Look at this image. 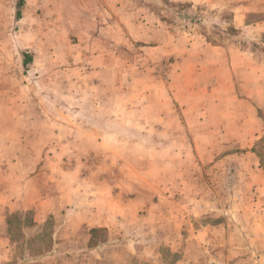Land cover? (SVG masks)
<instances>
[{"label": "rangeland", "instance_id": "obj_1", "mask_svg": "<svg viewBox=\"0 0 264 264\" xmlns=\"http://www.w3.org/2000/svg\"><path fill=\"white\" fill-rule=\"evenodd\" d=\"M138 1L121 10L122 24L133 25L125 30L131 42L121 43L132 52L120 59L127 67L98 88V78L86 77V67L98 62L93 57L87 65L89 41L79 26L91 24L104 38L100 26L113 23L118 10L99 3L76 8L72 0H0V217L6 223L0 229L12 246L10 264H139L142 259L124 260L111 248L100 258L88 255L84 229L60 230L66 210L87 213L99 204L127 217L135 211L138 226L156 228L152 236L162 241H175L171 229L184 219L183 252L156 248L153 264L182 257L184 264H264V138L255 154L223 144L215 154L210 145L222 139L209 136L211 123L184 111L179 121H161L160 114L192 99L169 101L178 60L151 64L147 57H157L146 51L170 36L181 40L178 47L194 36L209 46L254 51L264 67V0ZM24 53L32 58L27 67ZM106 64L116 62L109 57ZM133 76L159 84L148 89ZM154 159L164 165L153 168ZM89 233V247L108 240L104 229Z\"/></svg>", "mask_w": 264, "mask_h": 264}, {"label": "crops", "instance_id": "obj_2", "mask_svg": "<svg viewBox=\"0 0 264 264\" xmlns=\"http://www.w3.org/2000/svg\"><path fill=\"white\" fill-rule=\"evenodd\" d=\"M96 3H99L102 8L118 10L116 12L117 16L113 18V23L106 22L100 26V32L106 36L104 38L98 39L96 37L98 28H94L91 24L79 26L82 38L85 41L87 39L89 41L87 45L88 52H83L86 58H90L86 59L87 65L92 64L91 58L93 57L97 58L98 62L97 66L88 65L86 67V77L88 79L92 77L98 78L100 80L98 88H103L105 86V77L112 75L113 78L119 79V68L121 70V68L125 69L127 67V63L122 64L120 59L121 57L130 56L132 52L123 49L121 43L130 41V39L126 38L127 33L125 30L133 25L127 27L122 24L123 12L121 10L136 6L139 1L72 0V5L73 7L76 6V8L89 9L95 7ZM146 38H148V32L144 33L141 40L144 41ZM96 40L101 42L100 46H97ZM180 41L177 40L176 44L170 36L168 41L160 42L158 44L159 47L146 49L149 54L151 53L157 57L154 60L147 57L151 64V61H161L171 56H175V59L178 60L171 65L173 81L169 84L172 91V94H169L170 96L168 97L169 101L172 103L175 101V103L180 104L178 101L182 98L192 99L191 102H182L181 107H177V111H172L171 115L160 114L161 121L175 118L179 121L182 117V111L192 113L190 115L192 120L197 119L200 123L209 122L212 124L209 136L222 139L220 146H217L218 143L210 145L209 152L218 153L221 151L223 144L225 150L230 148L233 149L232 152L248 150L246 153L255 154L252 151L253 147L264 138V67L259 65L256 57H254L257 54L254 51L245 52L226 46H209L194 36L190 38L187 44L184 43V45L182 44L178 47ZM109 57H113V61L116 62L114 67L106 64V59ZM142 59H145V57L140 60ZM144 75L146 76V74ZM133 78L138 80L139 85H145L148 82V89H154L156 84H159L152 76L146 79L134 76ZM167 91H169L168 88ZM182 105H187V108L183 109ZM197 107L201 109L198 113H194L193 111H198ZM160 150L161 148H158V151ZM162 151L165 152V150ZM151 162L153 168L164 165L162 161L157 159ZM102 197L99 200H105V196ZM159 197L167 199L171 196ZM180 198L183 201L186 196H180ZM121 212L122 210L117 207L111 208L110 204H99L97 205V210H89L87 211L88 214L84 210H80L77 214H73L72 210H66L64 215L65 223L60 230L66 233L71 230L73 233L75 230L84 229L86 233V248L91 252L88 255H94V257L98 258L101 257V252L103 253L106 249L111 248L113 249V254L124 260L136 261L137 259H142L139 264H153L152 257L155 256L152 255L153 250L156 248H176L177 253L183 252L186 234L184 219L182 223L177 224L174 230L171 229V234H176V240L172 239L174 237H170L171 239L168 237L165 241H162L152 236L156 228L149 225L147 228L138 226L136 223L137 218L134 214L135 211L128 210L126 213V215L133 217H127ZM155 214L154 205H148V218L154 217ZM1 217L0 227L3 228L6 223L1 220ZM101 229L106 230L108 233V240L89 247L92 239V234L89 232ZM87 232L89 235H87ZM0 233V247L2 250L0 264H10L11 257L8 255L7 248L12 246L8 238H3L1 229ZM60 241H58L59 243L55 241L56 246L63 243ZM144 253L146 256L143 255ZM145 258L146 260H143ZM184 263V257L181 258L180 262H177V264Z\"/></svg>", "mask_w": 264, "mask_h": 264}, {"label": "trees", "instance_id": "obj_3", "mask_svg": "<svg viewBox=\"0 0 264 264\" xmlns=\"http://www.w3.org/2000/svg\"><path fill=\"white\" fill-rule=\"evenodd\" d=\"M23 56H24V66L27 67L29 63L32 61V58L27 53H24Z\"/></svg>", "mask_w": 264, "mask_h": 264}]
</instances>
